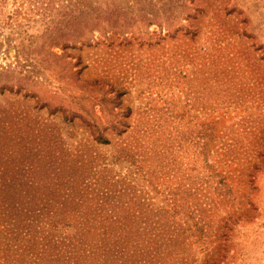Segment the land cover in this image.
I'll use <instances>...</instances> for the list:
<instances>
[{
	"label": "rangeland",
	"instance_id": "1",
	"mask_svg": "<svg viewBox=\"0 0 264 264\" xmlns=\"http://www.w3.org/2000/svg\"><path fill=\"white\" fill-rule=\"evenodd\" d=\"M130 255L264 264V0H0V264Z\"/></svg>",
	"mask_w": 264,
	"mask_h": 264
},
{
	"label": "trees",
	"instance_id": "2",
	"mask_svg": "<svg viewBox=\"0 0 264 264\" xmlns=\"http://www.w3.org/2000/svg\"><path fill=\"white\" fill-rule=\"evenodd\" d=\"M89 231V230H88ZM90 232V231H89ZM121 238L122 237H114L113 238V244L111 245V247L109 248V249H112V251H111V254H112V257L114 258V259H116V260H121L120 259V255H126L128 252H127V246L128 245H125V246H121L120 244H119V240H121ZM116 240V241H115ZM131 259H132V255H130L129 257H128V262H130L131 261ZM131 264H133L132 263V261L130 262ZM130 263H128V264H130ZM13 264H16V262H13Z\"/></svg>",
	"mask_w": 264,
	"mask_h": 264
}]
</instances>
